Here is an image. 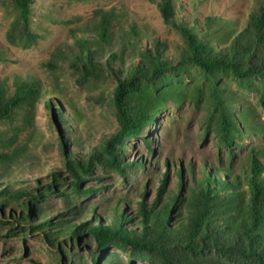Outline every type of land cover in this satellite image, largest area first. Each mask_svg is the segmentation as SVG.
<instances>
[{"label": "trees", "instance_id": "1", "mask_svg": "<svg viewBox=\"0 0 264 264\" xmlns=\"http://www.w3.org/2000/svg\"><path fill=\"white\" fill-rule=\"evenodd\" d=\"M34 1L11 0L14 14L6 39L13 47L29 50L42 39L33 30ZM151 1L165 25L181 40L180 45L174 46V58L168 57L166 44L157 39L142 49L145 34L141 28L114 8L97 9L88 24L70 30L71 44L56 46L50 58L42 63L52 77L49 88L32 76L16 77L11 84L0 81V147L13 146L10 151H0V179L24 166L40 145L34 111L41 100H46V106L56 113L57 124L64 134L66 171L76 195L97 191L82 188L95 167L122 177L145 168V163L124 161L127 142L147 138L148 130L168 104L183 100V90L187 87L184 80L190 69H197L208 85L209 95L205 96L203 89L196 87L194 97L205 101L206 132L213 133L220 147L227 149L226 163L202 161L199 168L188 163L186 173L182 169L175 172L180 181L178 193L166 189L165 174L155 199L148 203L142 195L133 218L124 208L116 207L106 215L107 223L92 209L88 213L90 220L58 226L54 235L48 230L49 220L35 224L36 229L50 243L57 244L61 242L57 241L59 238L66 236L68 241L79 243L81 235L86 233L99 251L114 246L128 252L133 259L150 264H264V150L251 146L239 172L232 166L235 153L242 151L239 141L245 136H261L264 122L252 106L240 105L236 92L224 87L233 82L238 89L255 94L264 112V0H252L242 27L236 21L211 15L200 20L195 12L189 15L177 0ZM190 6L193 11L196 9L194 2ZM6 61L0 49V63ZM64 70L77 85L86 88L106 78L115 82L118 129L102 145L92 149L88 158L70 150V146H79L75 126L84 118L67 98V87L58 81L65 75ZM24 133V143L16 145ZM147 143L150 145L151 140ZM60 180L55 174L43 193L56 192ZM30 196L28 192L0 184V209L10 206L9 199L27 200ZM33 199L23 202L29 214L19 217L12 214L9 218L15 223L10 234L29 226L27 220L32 219L37 198ZM18 219L22 220L21 224ZM128 223L132 226L128 227Z\"/></svg>", "mask_w": 264, "mask_h": 264}, {"label": "rangeland", "instance_id": "2", "mask_svg": "<svg viewBox=\"0 0 264 264\" xmlns=\"http://www.w3.org/2000/svg\"><path fill=\"white\" fill-rule=\"evenodd\" d=\"M177 1L189 15L195 12L200 20L211 15L236 21L238 27L246 22L252 4V0ZM192 2L196 6L194 11L190 8ZM110 8L141 28L145 34L140 46L142 49L157 39L166 44L168 57L174 58V46L180 45L181 40L172 28L165 25L159 9L151 0H35L33 30L42 39L29 50L13 47L7 42L6 31L14 10L11 0H0V49L8 60L0 63V81L11 84L16 77L32 76L49 88L52 77L46 73L42 63L50 58L56 46L72 43L70 30L88 24L94 10ZM77 36H81L80 32H77ZM127 69L126 66L124 75ZM63 74L58 81L67 87V98L72 100L84 118L82 123L75 126L79 146H70V150L80 157L88 158L92 149L102 145L118 129L113 96L115 82L114 79L106 78L104 82L86 88L77 85L66 70ZM188 74L184 80L187 87L183 90V100L168 104L164 113L148 130L147 138L129 140L125 146L124 161L145 163V168L122 177L116 172L95 167L92 175L82 183V188L97 189L89 195H76L72 191V179L66 171L67 161L62 141L64 134L57 124L56 113L46 106V100L37 103L34 124L38 136H41V143L24 166L15 168L10 176L0 179V184L28 192L31 196L26 197L27 200L37 198L35 209L32 219L27 220L29 226H23V231L14 234H10V228L15 223L9 218L12 214L16 217L29 214L23 205L27 200L9 199L10 206L0 209V264H60L62 261L70 264H150L133 259L128 252L114 246L99 251L91 236L86 233L81 235L79 243L68 241V236L62 240L59 238L57 241H61L60 244L50 243L36 229L35 224L49 220L51 227L48 230L54 235L58 226L90 220L88 213L92 209L107 223L109 217L106 215L111 214L116 207L124 208L133 218L137 204L143 199L142 195L148 203L155 199L165 174L168 177L166 189L178 193L180 181L175 172L179 169L185 172L188 163L196 168L201 166L202 161L226 163L227 149L220 147L213 133L206 132L205 101H197L194 97L196 87H201L205 96L209 95L208 85L197 69H190ZM224 87L236 92L240 105L252 106L264 122V112L255 94L238 89L233 82H228ZM24 135L18 138L16 145L24 143ZM148 139L151 140L150 145ZM239 143L242 151L235 153V162L232 164L237 172L244 163L249 147L259 146L264 150V133L258 138L245 136ZM12 148L0 147V151H10ZM55 174L61 177L55 186L56 192L45 195L43 192L52 183ZM42 213L43 217L40 216ZM18 221L21 224L22 220ZM127 226L131 227L132 224L128 223Z\"/></svg>", "mask_w": 264, "mask_h": 264}]
</instances>
